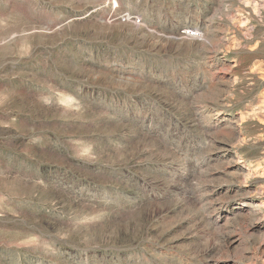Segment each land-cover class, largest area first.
<instances>
[{
	"label": "rangeland",
	"instance_id": "obj_1",
	"mask_svg": "<svg viewBox=\"0 0 264 264\" xmlns=\"http://www.w3.org/2000/svg\"><path fill=\"white\" fill-rule=\"evenodd\" d=\"M0 264H264V0H0Z\"/></svg>",
	"mask_w": 264,
	"mask_h": 264
}]
</instances>
